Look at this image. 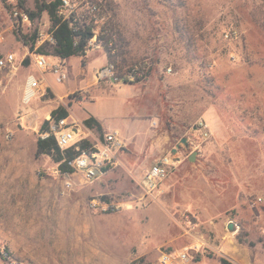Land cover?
Returning <instances> with one entry per match:
<instances>
[{
	"label": "rangeland",
	"instance_id": "1",
	"mask_svg": "<svg viewBox=\"0 0 264 264\" xmlns=\"http://www.w3.org/2000/svg\"><path fill=\"white\" fill-rule=\"evenodd\" d=\"M22 1L33 10L43 0ZM97 16L100 45L86 65L65 59L69 79L46 73L54 92L25 105L34 47L23 36L50 19L43 12L19 31L0 0V56L15 55V66L0 73V264H158L161 250L185 246L205 264H264V0H103ZM108 30L120 71L151 61L145 80H96L110 62L101 39ZM230 30L237 34L227 38ZM55 101L71 102L69 120L91 130L92 142L106 131L123 139L104 175L74 176L66 188L46 173L55 161L36 156L37 139ZM90 115L102 133L84 125ZM200 118L207 138L195 128ZM171 153L178 162L148 192L141 178Z\"/></svg>",
	"mask_w": 264,
	"mask_h": 264
},
{
	"label": "built area",
	"instance_id": "2",
	"mask_svg": "<svg viewBox=\"0 0 264 264\" xmlns=\"http://www.w3.org/2000/svg\"><path fill=\"white\" fill-rule=\"evenodd\" d=\"M102 1L60 0L58 5L59 16L62 20L68 22L73 30L77 29L76 24L78 23L92 26V36L88 39L85 49L86 54L100 45L101 18L97 14L100 12ZM8 2L11 5V18L19 31L32 28L35 25V19L31 17L27 9L18 4L17 0H8ZM50 27L51 24L48 22V28L45 30L38 29L36 32L34 48L30 51L31 64L34 69L27 74L22 93V102L25 105H29L38 96L43 97L46 95V92L41 93L46 73L50 72L58 83H64L69 79L65 59L41 50L44 45L53 46L56 44V40L50 32ZM236 34V31L230 30L226 32L225 36L230 38L236 36ZM3 40L4 35L0 33V43ZM49 57L56 58V60L52 61ZM8 66H15V55L12 52L0 56V73ZM151 68L152 63L150 60L136 62L123 71H120L115 63L107 62L97 69L95 78L97 81H111L114 83L142 81L148 77ZM166 72H172V68L167 67ZM48 117L49 128L40 133L42 138L55 137L62 150L71 147L78 149L77 144L82 140L90 141L93 146V151L82 150L70 160L63 159L60 162H54L53 166L45 168L47 174L63 177L66 188L72 187V178L74 176H80L83 181L90 182L104 175L109 168L118 163V156L124 148V142L116 131H106L102 137L94 136L95 142H92L86 132L89 131L88 135L93 134V132L89 129L85 131L86 128L82 123L76 120H69L68 117L54 118L51 115ZM195 128L200 131L203 138L210 136V128L205 119L200 118L196 122ZM7 136L10 137L12 134ZM176 161L178 162L177 155L174 153L158 158L144 173L141 178V186L148 192L158 189L161 182L168 177L175 167ZM63 162L67 163L69 169L65 170L61 167ZM92 205L96 207L97 202L93 200ZM158 264L205 263L197 258L192 247L185 246L180 249L161 250Z\"/></svg>",
	"mask_w": 264,
	"mask_h": 264
},
{
	"label": "trees",
	"instance_id": "3",
	"mask_svg": "<svg viewBox=\"0 0 264 264\" xmlns=\"http://www.w3.org/2000/svg\"><path fill=\"white\" fill-rule=\"evenodd\" d=\"M21 4L24 5L22 0ZM60 0H53V1H37L35 9L30 10L28 9L31 17L33 19L37 17H41L43 12H47L51 27L50 32L54 39L56 40V44L53 46H49L52 49V54L58 56L62 59L70 58L71 56H80L82 57L83 64L86 65V46L88 39L92 36V26H87L82 23H78L77 29L73 30L70 24L59 16L58 14V5ZM24 43H28L29 40H32L31 47H34L35 38H36V31L32 34V36L24 35ZM102 43L104 50L107 54V57L110 62H114L117 68H122L119 64L115 61L117 59V55L113 54V51L116 49V39L114 38V33L111 30H108L106 34L101 36ZM44 45L41 50H44ZM46 52V51H45ZM48 53V52H46ZM29 62L27 58L25 60V64ZM132 65V64H131ZM143 81V80H142ZM131 83L140 82V80L130 81ZM71 106V102L66 105H59L56 109L52 110L51 116L54 118H66L69 117V107ZM84 125L87 128H95L100 133L103 132V126L101 122L93 115L85 118L83 120ZM49 128V120H44L41 125L40 133L48 130ZM78 149L75 147L67 148L62 150L58 145L55 137L50 136L47 138H42L41 136L37 139V150L36 156H41L44 154L52 156L55 162H60L63 159L70 160L74 158L77 154H79L82 150H89L93 151V146L90 141L82 140L78 144ZM61 167L65 170L69 169L66 162L61 164ZM108 168V167H107ZM106 168V169H107ZM106 199V198H105ZM222 264H230L228 260L225 258H221Z\"/></svg>",
	"mask_w": 264,
	"mask_h": 264
},
{
	"label": "crops",
	"instance_id": "4",
	"mask_svg": "<svg viewBox=\"0 0 264 264\" xmlns=\"http://www.w3.org/2000/svg\"><path fill=\"white\" fill-rule=\"evenodd\" d=\"M45 81H46V79H45ZM45 81H44V87H43L41 93L43 94L44 92H46L47 89H50V90H52V91L54 92V90H53L51 84H49V83L46 82L47 85H45ZM23 88H24V86H23ZM54 100H56V99H54ZM55 103H56V104H50L51 107H52L51 110H50V113L52 112V110L56 109V108L59 106V104H60L58 101H55ZM70 117H71V115L68 117V119H69Z\"/></svg>",
	"mask_w": 264,
	"mask_h": 264
},
{
	"label": "water",
	"instance_id": "5",
	"mask_svg": "<svg viewBox=\"0 0 264 264\" xmlns=\"http://www.w3.org/2000/svg\"><path fill=\"white\" fill-rule=\"evenodd\" d=\"M181 142L184 143L186 146H188V141H187V138L184 137L181 139ZM178 147H180V144H178ZM195 156H196V152H193L191 153L190 157H189V160L190 161H194L195 160ZM234 226L232 223L229 224V229L230 230H233Z\"/></svg>",
	"mask_w": 264,
	"mask_h": 264
}]
</instances>
